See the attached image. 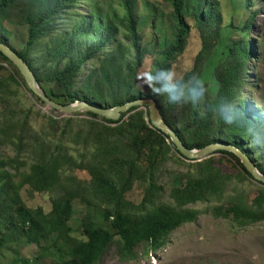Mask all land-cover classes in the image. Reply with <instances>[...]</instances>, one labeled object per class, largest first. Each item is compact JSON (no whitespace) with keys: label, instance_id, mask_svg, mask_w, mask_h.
<instances>
[{"label":"trees","instance_id":"obj_1","mask_svg":"<svg viewBox=\"0 0 264 264\" xmlns=\"http://www.w3.org/2000/svg\"><path fill=\"white\" fill-rule=\"evenodd\" d=\"M164 1L173 8L174 39L165 49V57L155 64L174 70L175 60L184 53L189 36L196 31L200 49L194 57V66L182 78L199 75L200 63L208 60L218 42L222 28L219 8L212 0ZM121 2L124 10L121 16H104L95 8L94 28H98L99 21L106 22L97 47L112 40L119 27L133 49L118 42L114 43V51L109 56L95 52L72 54L73 40L86 33V29L76 30L71 35L65 62L44 60V63L58 62L53 70H36L27 51L41 38L48 37L57 21L74 11L80 0H0V28L10 16L27 26L26 51L10 45L31 65L43 92L58 104L86 101L111 108L144 95L153 97L165 121L187 147L201 148L212 142H231L247 152L264 175V118L253 113L242 96L245 85L251 84L248 66L255 48L251 47L248 36L254 17L250 15L240 26L244 35L233 40L226 57L213 71V81L205 82L204 98L193 106L169 103L164 96L154 95L147 85L146 91L141 90L142 83H145L141 77L147 53L138 46L140 33L134 5L131 0ZM189 6H193L191 21L185 14V8ZM117 24L118 27L115 26ZM260 44L264 61L263 38ZM117 54L121 55L120 60ZM3 61L13 71L0 80V134L3 135L0 143L10 144L15 149V156L9 158L11 162L0 160V225L8 222L16 234L27 238L28 243L36 244L44 251L58 253L54 264H99L116 242V252L123 261L134 260L136 248L141 244L147 253L155 252L166 246L177 228L197 219L200 210L195 204L199 202H216L208 212L211 211L216 218H228L240 228L264 222V183L258 182L261 188L250 202L237 191L227 190L228 185L234 183V177L224 168L229 159L223 154L235 160L238 175L253 178L232 152L217 150L201 160L187 159L167 133L152 125L147 106L146 109L133 106L115 121L90 112L77 114L89 117L84 120L43 115L47 119L43 123L46 125L37 129L32 120L33 110L18 105L15 109L12 100L16 95L9 89L12 86L25 87L40 104L44 103L29 88L20 69L0 50V69L4 67ZM88 66L90 72H87ZM218 98L235 105L247 119L232 124L222 122L211 110ZM216 153L223 156L218 158ZM176 154L188 169L183 173V183L170 188L167 192L169 200H163L166 189L159 184V171L162 164ZM25 158H29L31 163L28 174L24 175L22 188L28 186L32 194L50 193L56 197L49 211L41 206L27 210L18 208L13 216L12 202L16 200L9 195L14 186L13 174L6 167L12 166L20 172V166L28 163ZM15 163L19 167L15 168ZM74 168L89 176V181L79 186L82 193L66 188V173ZM69 177L75 180L73 176ZM138 185L142 187L138 202L129 200L130 192ZM226 191L230 192L229 195L225 194ZM78 199L87 207L96 205L103 208L102 217L109 228L96 224L86 213L76 218L80 222L77 229L85 238L73 236L78 230L70 224L78 213ZM42 256L24 259L22 263L36 264Z\"/></svg>","mask_w":264,"mask_h":264},{"label":"rangeland","instance_id":"obj_2","mask_svg":"<svg viewBox=\"0 0 264 264\" xmlns=\"http://www.w3.org/2000/svg\"><path fill=\"white\" fill-rule=\"evenodd\" d=\"M215 2L221 13V29L217 44L212 48L208 60L199 65L201 70L198 75L206 83L213 81L212 74L215 67L226 57L228 50L231 47L233 40L242 37L244 33L240 26L251 15L254 17L253 25L249 33L250 45L257 48L254 51L253 58L249 62V74L251 84L245 85L242 96L249 103L250 110L253 113L264 118V61L261 56V38L264 39V0H212ZM134 5L136 16L138 18V31L140 33V42L138 44L141 51H145V61L143 62L144 69L151 63L161 61L166 53L165 49L173 43L174 29L171 20L173 8L164 0H131ZM98 8L99 13L121 16L124 12L121 0H80L78 7L62 16L57 21L55 28L48 37L41 38L37 44L27 51L29 57L34 61L36 70L48 71L53 70L58 62L49 61L44 63V60L60 59L64 61L67 54V47L71 35L76 30L86 29V33L73 40L72 54H83L84 52H95L97 55H111L114 51V43H122L127 45L130 50L133 46L130 40L124 37V32L115 25L119 30L114 33L113 39L109 40L103 46L97 47V41L104 29L106 22L99 21L97 29L92 23L95 19V8ZM185 14L188 20L191 21V13L193 6L185 8ZM13 11V10H11ZM0 28V37L6 42L13 45L16 49L26 51L25 43L27 40L28 28L26 25L18 23L14 16L10 19H5ZM200 49V41L198 33L193 31L189 36L187 46L182 55L176 60L174 71L179 77L190 70L194 65V57ZM71 52L68 54L70 56ZM149 54V55H148ZM117 59H121V55H116ZM3 68L0 69V80L8 77L13 71L12 67L7 62H1ZM91 68L87 67V72ZM141 81H144L142 79ZM1 82V81H0ZM5 82V81H2ZM141 90L146 91V84L142 83ZM16 95L12 102L20 108H31L33 110L32 120L34 125L44 126L47 121L43 117H71L72 119H89L86 115H77L83 112L75 113L72 116H63L62 113L49 109L45 104H40L38 100L25 88L12 86L11 89ZM146 96V95H144ZM145 108L146 107H142ZM3 135L0 134V139ZM2 142V141H1ZM174 152V151H172ZM225 167L229 174L234 177V183L228 185L227 190L237 191L238 195H242L247 202L255 197L261 185L255 179L242 174L238 175V170L235 168V160L228 154ZM215 154L216 157L223 156ZM15 156V149L10 144L2 145L0 143V160L11 162L9 158ZM28 160L27 165L20 166V172H16L14 167L7 165L6 170L13 174V188L9 190V195L15 199L12 202L13 216L16 215L17 209L27 210L41 206L46 211H49L52 206V201L56 197L55 194L43 193L32 194L29 187L22 188L24 175L28 174L31 160ZM226 161V160H225ZM15 168L19 167L14 164ZM188 166L183 161L179 160L177 154L172 156L162 164L159 171V184L162 185L166 192L162 195L163 200H169L168 191L174 186H179L183 183V173L187 171ZM68 182L67 190L75 193H82L79 188L89 181L87 173L74 168L67 174ZM73 176L75 180H70ZM130 192L129 200L138 202L142 193L140 185L134 187ZM229 191L225 194L229 195ZM223 202H226L225 200ZM216 202L195 204L200 210V214L193 222L186 223L177 228L169 238L168 243L163 248L147 253L144 244L136 248V258L130 261H123L117 254V242L114 243L99 264H264V222L248 228H240L235 226L228 218H216L208 212V208L215 205ZM77 216L71 221V227L78 230L80 222L76 219L82 214L88 213L93 221L108 227L103 220L104 209L82 203L80 199L76 200ZM14 218V217H13ZM73 236L84 239L82 232L75 231ZM42 244H45L42 241ZM40 261L36 264H54L58 259V253L52 250L44 251L36 244H30L26 237L20 236L10 228L8 222H2L0 225V264H23L24 259H34L41 256Z\"/></svg>","mask_w":264,"mask_h":264},{"label":"water","instance_id":"obj_3","mask_svg":"<svg viewBox=\"0 0 264 264\" xmlns=\"http://www.w3.org/2000/svg\"><path fill=\"white\" fill-rule=\"evenodd\" d=\"M0 50L20 69L29 88L49 109L60 112L63 116H72L79 112H90L99 117L115 121V119H118L123 112L133 106H147L149 119L152 125L164 133H167L177 150L187 159L201 160L202 158L211 155L214 151L227 150L239 157L240 161L243 163L247 171L250 172L255 181L264 183V175L258 169L248 153L231 142H212L201 148L187 147L176 131L163 118L155 98L142 96L121 104L113 105L111 108L95 106L86 101H76L69 105H61L49 98L43 92L38 84V79L31 65L8 42L0 39Z\"/></svg>","mask_w":264,"mask_h":264},{"label":"clouds","instance_id":"obj_4","mask_svg":"<svg viewBox=\"0 0 264 264\" xmlns=\"http://www.w3.org/2000/svg\"><path fill=\"white\" fill-rule=\"evenodd\" d=\"M154 95L164 96L169 103L198 105L205 96L206 85L198 75L179 77L171 67L151 63L141 77ZM214 114L224 123H240L247 118L241 110L224 98H218L211 106Z\"/></svg>","mask_w":264,"mask_h":264}]
</instances>
